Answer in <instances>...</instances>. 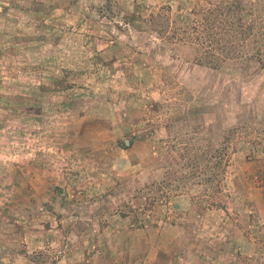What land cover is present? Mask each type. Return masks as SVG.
I'll list each match as a JSON object with an SVG mask.
<instances>
[{"label": "rangeland", "instance_id": "1", "mask_svg": "<svg viewBox=\"0 0 264 264\" xmlns=\"http://www.w3.org/2000/svg\"><path fill=\"white\" fill-rule=\"evenodd\" d=\"M209 1L0 0V264H264V88L120 17Z\"/></svg>", "mask_w": 264, "mask_h": 264}, {"label": "trees", "instance_id": "2", "mask_svg": "<svg viewBox=\"0 0 264 264\" xmlns=\"http://www.w3.org/2000/svg\"><path fill=\"white\" fill-rule=\"evenodd\" d=\"M245 2L246 0H224L219 3L209 1L208 5L193 6L190 9L183 6H161L146 13V8L134 6L130 11L120 9V17L128 26L131 25L137 30L156 34L171 42L193 46L198 52L195 60L200 65L212 69L224 68L230 63L244 65L243 77L256 85L254 89L258 92L264 88L263 32L256 30L254 10L252 6H246ZM258 78L262 80L259 82ZM249 108L254 119L258 121L264 108L253 104ZM234 128L236 131L238 127ZM145 187L150 192L139 189L147 195L140 194L138 198L146 196L144 209L152 212L157 207V197L151 194L153 185ZM122 216L127 217L128 214L122 212ZM136 216L139 223L145 225L147 220L141 219L142 214Z\"/></svg>", "mask_w": 264, "mask_h": 264}, {"label": "crops", "instance_id": "3", "mask_svg": "<svg viewBox=\"0 0 264 264\" xmlns=\"http://www.w3.org/2000/svg\"><path fill=\"white\" fill-rule=\"evenodd\" d=\"M175 253H177V252H175ZM158 254H159L158 251H156V253L153 252V251H151V252H149V255H148V254H144L142 260L144 261V263H145V262H146V263L148 262L149 264H159V262H160L161 260L159 259ZM100 257H101V259H102L100 262H97V261L95 260L94 262H92V263H90V264H103V263H104L103 261L105 260V257H104V255H101ZM148 258H150V260H149ZM179 259H181V252H179V255H177V256L174 257V258H171V256H170V257L168 256V262L165 263V264H173V263L176 264V262H177ZM173 261H174V262H173ZM111 264H114V263H111ZM177 264H178V263H177Z\"/></svg>", "mask_w": 264, "mask_h": 264}]
</instances>
